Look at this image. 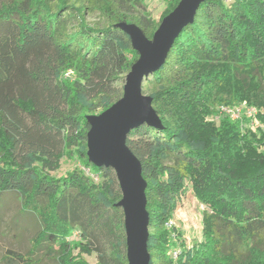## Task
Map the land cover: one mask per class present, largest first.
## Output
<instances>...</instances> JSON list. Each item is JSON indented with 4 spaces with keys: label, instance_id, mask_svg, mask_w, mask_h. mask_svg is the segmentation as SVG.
Returning a JSON list of instances; mask_svg holds the SVG:
<instances>
[{
    "label": "trees",
    "instance_id": "obj_1",
    "mask_svg": "<svg viewBox=\"0 0 264 264\" xmlns=\"http://www.w3.org/2000/svg\"><path fill=\"white\" fill-rule=\"evenodd\" d=\"M145 1L0 0V195L17 193L38 223L30 249L6 250L0 264H35L39 251L57 264H127L120 189L113 169L86 156V116L122 96L138 58L115 25L150 39L179 0H163L157 20ZM151 76L162 128L126 138L146 181L149 264H264V0H204ZM240 103L256 108L254 131L207 120ZM74 156L78 169L53 174ZM187 180L209 210L191 247L166 226Z\"/></svg>",
    "mask_w": 264,
    "mask_h": 264
},
{
    "label": "water",
    "instance_id": "obj_2",
    "mask_svg": "<svg viewBox=\"0 0 264 264\" xmlns=\"http://www.w3.org/2000/svg\"><path fill=\"white\" fill-rule=\"evenodd\" d=\"M203 1L179 0L150 39L134 23H117L115 26L129 36L138 58L125 75L122 96L100 113L86 116V156L96 167L113 169L120 189L121 198L115 205L123 212L127 264H149V215L141 163L126 138L131 129L143 124L162 128L152 97L142 92V83L163 65L175 39L193 23Z\"/></svg>",
    "mask_w": 264,
    "mask_h": 264
},
{
    "label": "rangeland",
    "instance_id": "obj_3",
    "mask_svg": "<svg viewBox=\"0 0 264 264\" xmlns=\"http://www.w3.org/2000/svg\"><path fill=\"white\" fill-rule=\"evenodd\" d=\"M165 2L162 0H146L143 9L153 19L157 20L165 8ZM96 15L87 16V21L92 23L97 21ZM125 80V78H124ZM152 76L145 78L142 83V92L149 94L152 90ZM124 84V82H123ZM241 104V103H240ZM239 104V105H240ZM237 104H220L216 106L214 116L207 117V120L213 121L217 125L221 118L228 117L231 120L238 121L242 132L258 128L259 122L250 126L249 117L244 110L235 117H229L227 109ZM225 107V108H223ZM256 120H258L256 118ZM79 160L74 156L72 158L63 157L60 168L53 172L54 175H62L66 172L79 168ZM19 195L15 192L3 193L0 195V257L6 250H13L18 253H26L31 246V238L37 231L38 223L34 215L20 212ZM209 213L207 207L200 203L195 197L191 184L187 180L185 187L176 200V206L173 214V220L177 229L181 232V239L185 247L197 245L203 241L202 233L204 219ZM89 262H95V254L83 256ZM38 260L35 264H57L39 251L34 256Z\"/></svg>",
    "mask_w": 264,
    "mask_h": 264
},
{
    "label": "built area",
    "instance_id": "obj_4",
    "mask_svg": "<svg viewBox=\"0 0 264 264\" xmlns=\"http://www.w3.org/2000/svg\"><path fill=\"white\" fill-rule=\"evenodd\" d=\"M163 1V0H162ZM223 1L225 4L231 2L232 0H221ZM63 76L65 78H71L72 76V71L69 70V71H66ZM225 108V107H223ZM245 111L244 114L247 112V115L250 116L249 117V121H250V126H254L256 123H257V120H256V113H257V110L255 107L253 106H247L245 104H240V105H237V106H233L231 108H228L227 109V114L229 117H235V115H239L242 111ZM82 170L85 174H87L88 176L92 177L94 180H97V176L94 175L90 170L89 168H83L82 167ZM166 226L167 227H173V226H176V223L174 220H170L166 223ZM78 236V232L77 231H74L71 235L72 238H76ZM180 253V249L179 248H175L174 250L171 251V256L175 259Z\"/></svg>",
    "mask_w": 264,
    "mask_h": 264
}]
</instances>
